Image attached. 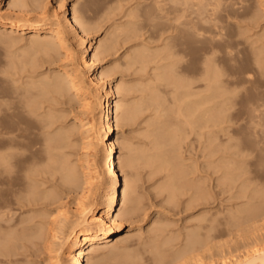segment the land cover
<instances>
[{"label": "bare ground", "instance_id": "1", "mask_svg": "<svg viewBox=\"0 0 264 264\" xmlns=\"http://www.w3.org/2000/svg\"><path fill=\"white\" fill-rule=\"evenodd\" d=\"M9 1H8L9 3L7 2L8 3L7 6L11 10H9L8 12H4V9L1 5L4 2V0H0V28L1 27L4 28V29H2V28L0 29V33H2V34H0V37L3 36V34H5V32H7V31L1 32V30H5V29H9V31H11V32L21 31V33H30L33 36L30 37V40H29L30 43H28V44L30 45L29 47L33 49L32 51L35 50V53L38 52L39 55L42 56L41 58H44V60L46 59L48 62L49 61L53 62V60H55V61L58 60L61 63L63 62L64 65H63V68L61 69L62 71L57 70V72H55V73L53 71V72L46 74V76L44 78L45 80H40V79L36 80L38 82H35V81L32 82L33 80H31L30 86L27 85L29 88H27V86L26 87L24 86L23 89L20 88L22 86H20V87L18 86V88H14V86H13L14 89L13 88H9V89L7 88L8 92H10V93L12 91H13L12 93L17 91L18 93L20 92L19 94H21V91L24 90V92H22V94H24V96H21V97H19L20 95L17 93H14L15 94V95L13 94L14 96L11 93V97H16V94L18 95L17 96L18 102L14 98L12 99V100H15L17 102V105L15 104V107L11 106L14 103H12L10 105V101H8L9 99L11 100V98H8L10 96V93L8 96L7 92L3 91V92H6L5 94H3V95H7L6 99L8 98V100H6V99H4L5 97H3L1 95L3 93L1 90L0 97L2 96L3 100L0 101V113L2 111L3 114L6 113V115L4 114L5 116H8L7 112L11 111L10 109L13 110V108L17 109V107H20L22 110H20L18 108L17 111L20 110L21 112H23L22 114H25L24 112H26L28 114V117L29 116L31 117V114L34 113V115H35L36 112H39L36 110L42 109L40 106L44 103V102L42 103V100H40L42 104L40 106H37V104L40 101H37L36 99L32 100V98H33L32 96L38 95V97H36V98L40 97V99H44V101L48 102L49 98L51 100H53V98H52L53 94H55V96L60 95L62 97L61 94H64L65 91H67V93H65L67 95L74 94V95H76V97L79 96L80 99L83 100V102H82L83 107L86 109V111L90 110V112L92 111L91 113H93L94 112L93 110L96 107H98L101 111L98 118L94 117L95 116L94 113L91 114V118L89 121L84 119L83 117H78L76 119V121H78V122H76L77 123L76 125L78 127L77 129L78 130L80 129L81 134L84 135V133H85L88 135V137H90L89 138L90 140L87 142V145L90 147V149L92 151H94L93 157H94L96 168H97V170L100 168H101L100 170H102V168H104L105 169L104 171L107 172L109 179H108V187H107L106 192L102 193V196L100 197L101 199H98V197L97 198L95 197L96 196L95 194L97 192L92 193V190L94 188V184L100 183L99 181L101 179H103L101 177V174H100L102 172H100L96 177H94V178H97V180H99V181H95V180H93V176L91 175V172H89V170L88 171L87 170L81 171L82 173L80 174L81 175L80 176L79 174H77L78 171L76 172V168L69 166L71 164L70 163L68 164V161L66 158H64L65 160H63L62 152L60 150H57V148L60 147V143L58 144V142H60L59 140H61L60 139L61 136L64 137L67 134H69V132L72 131L71 126H69L71 129L68 127L70 130H68L67 134L64 133L65 134L64 135L62 133V135L60 137H59V135L55 136V138L59 137L58 138L59 140L57 138L54 140V138H53L54 134L52 137H50L49 135H47L48 137H45L43 135L45 132H43V134L41 133L42 136L45 138V140H43V138H42V142L40 140H37V141H40L41 144H37L35 142L38 145V146H36L35 143H34V145H33V143L30 145V144H27L26 142H25L26 144H24V142H22L24 139L22 140L20 137L26 133V132L25 133L22 132L24 128L21 129V127H20L18 129H16V131H18L20 129L22 130V131L20 130L22 133L19 131L21 133V135L17 134L16 132H15L16 135H12V134H11L12 136L9 135V133L12 131H15V128L17 127V125H15L13 123L15 120H13L11 122L12 124L15 125V127H13L14 128V130H13V128L11 126H14V125L11 124V126L10 125L8 126L10 128H8L6 126L8 123L5 122V121H8L7 119L10 120L11 117H6L7 119L4 118L5 120L1 119L3 122L6 123V125H4L2 123L0 124V128H4V129H2L3 132H1L2 130H0V134H2V137L0 136V264H20L21 262H19V261L22 258V257H20L21 255H26V254H28V255L32 254L33 255V253H35V252H36V254H39V252H41V251L43 252V250H46V249H50L51 251L54 250L56 253L55 259H54L52 264H63L61 255L66 257L65 261H67V264H92V263H90L92 256H90L88 254L93 252V251L98 250L99 246L104 247V248H106L105 246H108L107 244L113 240L115 235L123 230L122 220L124 218L131 219L130 216H132L134 214V212H136L135 211L136 206H134V205L137 204V202H138L137 196L136 195L133 196V194H132V189L134 186V180H136L134 177L135 174L133 175V172H131L129 167L130 168L132 167L133 162L135 161V157H137L139 154L137 156H135L134 155L135 151H134V153H132L130 155L131 152L128 151L129 155L127 154V156L125 157L124 155H121L123 152L122 151L118 155H116V152H115L116 143L113 140V135L115 133L116 127L121 123H126L129 121V119H128L129 116L127 115L129 113V109L122 107V103H120L121 102L120 98L119 99L113 98V97L117 96V93H119L120 89L117 86V84H113L111 80H106V78L111 75V74L109 75V71L108 70H100L99 71L97 68L98 67V60H99L98 55H99V53L105 54V52L109 49V46L111 45V43H110L111 39L110 40L108 39L110 42L107 40L108 42L103 41V42H100L98 45H95L96 40H94L93 37L92 38H88V37L86 38V35L88 33L92 32L91 30L95 29L96 24L94 23L95 24L94 25L91 22L87 21L88 19H87V17H85V15H84L85 13L79 11L78 8L75 7L76 6L75 4H73L71 7V10H72L71 16L66 14L65 9L63 10V12L62 11L56 12L58 7L59 8L61 6L63 7L65 0H61V1L58 0L59 6L57 7V9L55 10L54 13H53L54 10H52V12H51V14L53 13L52 14L53 16L51 15V17H54V18L51 19V17H49L50 19H48V20H39L38 19L39 16H37L39 14H37L36 16L34 14L33 15L31 14V12H37V10H39V8H37V5H40L39 3H37L35 5V7H33V8H36L37 10L32 11L31 9L28 8L29 7L28 5H30L29 4L30 2L28 3L27 0H9ZM205 1H207V0H205ZM205 1H203V0H153V3L151 5L149 4L150 7L147 6V8H145L146 10H150L151 12L149 13V11H146L144 9L143 13H145V11H146V12H148V14L147 13H146L147 15L143 14V16L144 17L148 16L150 20H153V21H151V24L153 26H155L154 28H156V27L159 28L160 26L162 27L164 24H166L168 22V24L165 25L166 28L164 26L162 31H164V32L169 31L168 33L174 32L175 35L179 34L178 35L179 37H181V35L183 37H189L190 41L184 40V43L188 44V43H191L192 41H193L192 43H194L195 41L197 42L198 40H203L202 38L204 37V33L205 34L207 33V35H209V33L210 34L215 33L216 35H218V34H222L221 32H223V31H221L222 26L220 27L218 25V24H222L221 23L222 21L217 22L218 24L215 21V20L219 19L220 16L218 18L217 13L214 12V11H217L216 9L219 10V7L221 6V5H219L220 0H215V2L218 1V3L214 2L211 10L209 9V5L212 4L211 0H210V2L207 1V3H203ZM31 2H32V0H31ZM35 2H37V1H35ZM35 2H33V3H35ZM223 3H224V1H223ZM220 4H222V1L220 2ZM31 5L34 6L33 4H31ZM31 5H30V8H32ZM40 6H42V4ZM44 7H45V5H43V8L40 7L42 9V10L40 9V13H41V11H43ZM256 7H257V5H256ZM258 8L257 9L262 12L261 15H263V18H264V5H259ZM33 10H35V9H33ZM163 11H164V13H161ZM230 12L231 11H229V13L227 15H229ZM236 12L238 13L237 10H236ZM82 13H83V15H82ZM215 13H216V15H215ZM232 13H231V15H232ZM162 14H166V15H164L165 16L164 19L166 18L165 21H167V20L168 21L167 22L164 21L165 23L163 21L158 22L155 20L158 18H159V20H162V19H160V16H161V18L163 16ZM235 15H236V13H235ZM233 17L237 18V15L233 16ZM146 20H147V18H146ZM147 21H149V20H147ZM159 23L160 24L164 23V24L160 25ZM206 23H210V25L209 24L207 25ZM90 24H92L93 26ZM254 24H256V22ZM118 26H120V25L118 24ZM120 27H118L119 31L122 30V28L120 29ZM158 28H156V29L158 30ZM217 28L219 29V31H217ZM95 30H97V28ZM242 31H241V33H242ZM175 32H177V33H175ZM67 33H69V35ZM41 34H42V36H41ZM171 34H169L168 37L171 40L172 39L175 40V37H177V36H173L174 34L173 35H171ZM260 34L259 35L261 36V38L259 37V40H261V39L264 40V31L262 33L260 32ZM170 35L173 36L174 38L170 37ZM207 35H205V37ZM257 35H258V33H257ZM209 36H212V35H209ZM213 37L214 36H212L211 38L209 37L210 40H212ZM2 38L4 39V37H2ZM174 40H172V41H174ZM181 40H182V38L179 41H181ZM263 40H261L262 44L264 43ZM4 41H5V39H4ZM261 41H259V42L261 43ZM6 42H8V41L6 40ZM174 42H172V43L174 44ZM259 42H257L256 44H259ZM82 44L84 45L83 48L78 49L77 47H79V45H82ZM182 44H183V42H182ZM215 44H216V42L213 43L212 45L210 44L211 48ZM219 44H218V47L220 46ZM184 45L182 46L180 44V46H179V43H178V46H179V48H181L182 52H183V49L185 50ZM263 45L262 46L259 45V47L263 48ZM169 46H171V45L169 44ZM175 46L176 45L174 44V46L171 48L173 50V53H174V51L175 52L180 51V50L177 51L178 48L174 50L173 48ZM215 46H216L215 48H217V44ZM220 47L223 48L222 46H220ZM259 47H257V48H259ZM30 48H29V50H30ZM97 48L100 51L97 50L98 51L97 52L96 51ZM209 48H210V46H209ZM215 48L212 50L214 51ZM255 48H254V51H255ZM139 49H141V50H139ZM139 49H136L135 52L133 51L134 53L132 52L133 55L131 56L130 61L133 62V64H134V62L137 63L138 61L139 62L142 61V63H143L144 57L146 58L148 54L150 55V53L147 54L145 52L147 50H148L147 52H150L148 48H147V50H145L144 48H139ZM142 49L144 50L143 52H145L146 56L143 54ZM218 49L219 48H217L216 50H218ZM26 51H28V49ZM215 51L214 52L208 51V54H209V52H211L210 53V56H211V54L213 55L214 53H216ZM225 51L227 52V50H225ZM262 51H264V50L261 49V52ZM258 52L259 51L254 52V55L259 54ZM166 54L168 55L169 53L167 52ZM166 54H164L165 56L161 57V58L165 59V57L167 56ZM174 54L176 55L177 53H174ZM178 54H179V52H178ZM173 55H170L171 58H169V60H168L169 62H166L169 64L167 67H165L167 65L166 63H165L166 65L165 64L159 65L160 66L159 67L160 72L158 71L157 73L159 76L158 79H160V78L164 79L163 80L164 82H167L169 84V86L171 85L170 87L172 90L175 88L174 91L171 90L173 92L172 93L173 97H172V95H171V97L173 98V100H175V103H176V104L173 103L174 105H176V112L175 113H177V116L182 115V119L184 117L185 123L187 122L188 124H192L195 122V123H198L200 126L199 125H197V126L201 127L202 129L204 126H206V127L211 126V128L216 129V130H214V129L212 130L210 128L211 129L210 130V129H208L209 127H207L208 132L210 130L212 133L209 132L208 134H206L204 132L206 135L203 133L202 130H200L205 135V137L207 135L210 136L209 134H211L210 137L212 139V136H213L212 134H216V136H217L220 132H222L220 134L225 135L224 136L225 138L227 137V142L223 143L220 140L218 143L215 142L214 144H216V147L219 149V151L223 150L224 152H226L227 154L230 155V156H228L227 159H229L230 160L229 163H231L233 165L232 168H233L234 173L231 171V173H232V175H231L230 171H229L230 169L228 167H226V165H224L226 162L225 159H224V161H225L224 164H222L220 162V160L221 161L223 160V159H221L223 153H221L220 158L218 157V159L215 160V164L217 161H219L222 166L224 165L223 167L228 168V170L224 169V168H223V170L228 171L227 176L229 173L230 176H228V177L230 179L222 172L224 174V176H226L225 178L226 179L228 178V180H226V181L232 182V181H229V180H231V177L234 176V178H236V177H239L242 175H244V180H246V178L249 177L246 174L248 173V170H250V169H248V168H250L249 167L250 162H251V164L253 163L252 159H254L253 155H255V154L252 153V155H251L252 159L251 160H250L251 157H249V156L251 154V151L255 148L253 147L252 150L249 149L247 143L250 144L251 141H250V143L247 142L248 140L246 139V137L248 135L243 136L247 141L245 139H243V137L240 135L243 132V130H242V132L240 131L242 129L241 126H243V124L240 126V124L238 123L239 118H241V117H239L240 111L238 112V108L236 107V105H237L238 97L240 96L243 99L242 96L245 94H243V95L241 94L242 95L241 96L239 94L243 93V92L239 91L240 89L237 90L238 92H235V90H233L231 87V86L236 85V84L238 85L239 80H236L233 78L237 82L232 81L233 80L231 78L232 76L229 79V75H232L231 74L232 71L229 72L228 69H227V72L224 70L226 72L225 73L226 75L228 73L227 77H225L226 75H224V73L220 72L222 69L219 71L215 67V66H217V64H219L218 58L215 59L216 56H212V57L207 56L206 59L204 58L205 61L203 60L204 65H205L204 68H203V66H201L202 70L197 69V70H200V72L198 71L200 74L198 72H197V74L201 75V78H200V76H198L196 74L198 79L200 78L199 81L202 80L201 83H203V81H204L205 85L200 83L204 87H200L199 91L197 90V88H198L197 86H196L197 87L196 89H195V87H193L195 89V91L197 90V92H194L193 91L194 89L192 90V86H193L194 82L195 81L198 82V80L195 79V81H192V79H189V78H191V77L193 78L195 71L193 72L194 74H192L193 76L190 75V77H189V75H188L189 69L186 72H184L183 71L184 68H182L183 74L186 75V73L188 72L187 78H184V77L182 78L181 77L182 73L179 75L178 69H175V64L177 62L181 61V59L175 60V58H173ZM214 55H216V54H214ZM258 58H256L255 60H257ZM259 59H261V57ZM146 60H147V58L144 60V62ZM170 60H171V62H170ZM223 60H225V58H223ZM11 61H10V63L13 62V61L12 62ZM219 61H221V58ZM263 61L264 60H261V61L259 60L260 63H258V64L260 67H262V65L264 64ZM183 62L181 63V66L185 65ZM261 62H263V64ZM17 63H15V64H17ZM225 63L228 64L227 62H225ZM127 64H130V63H127ZM178 64H180V63H178ZM178 64H176V67ZM230 64H229V70H230ZM163 65H164V67H162V70H161V66H163ZM218 66H217V68H218ZM178 68H181V67H179V65H178ZM222 68H223V66H222ZM226 68H228V67H226ZM232 68H233V66H232ZM81 69L86 71V73L88 75L89 87L91 88V90H89V92L90 91L93 92L92 94H93V97L95 99L94 105H92L91 102H89V99H87V97H86L87 96L86 94L88 91L86 92L84 90L85 87H83L84 86L83 80L81 79V76H80ZM261 69H262V73H263L264 72L263 71L264 65H263V68H261ZM176 70H177L176 74L178 75L177 77L175 74ZM157 73H155L154 76H157ZM237 74H238V72H237ZM196 75H195V78H196ZM223 75H224V78H221ZM248 77H250V76H248ZM239 78H243V77L240 76ZM11 79H13V78H11ZM244 79H246L245 82L249 81V79H247V77H245V75H244ZM14 80H15V78L12 81H14ZM193 80H194V78H193ZM153 81H154V79H153ZM27 82H29V81H27ZM192 82H193V84H192ZM241 82H242V80H241ZM167 83H165V84H167ZM25 84H27V83H25ZM191 84H192V86H191ZM240 84H242V83H240ZM150 86L152 87V85H150ZM150 86H148V83H147V85L145 83L144 84L145 88L144 87L143 88H144V90L146 88L151 89ZM172 86H174V88ZM31 87H33L34 89ZM10 89L11 90L13 89V90L11 91ZM18 89H20V90L18 91ZM25 89H27V90L30 89V92L33 90L32 92L34 94L32 95V93H30L29 91L28 92L25 91ZM150 89H148V90H150ZM152 89H154V88H152ZM34 90L37 92L35 93ZM243 90L244 89H242V91ZM248 90H250V87ZM156 91L155 92H154V90L148 91V93L143 95V97H142V99H140V101L143 100V101H141L143 103H144V101H146V102L152 104L151 106H153V104H156L155 106H157V107L162 106V103L164 101L161 98H159L161 100H158V97L156 94L158 92H156ZM245 92L246 91H244V93ZM28 94H29V96H25ZM259 95H261V94H259ZM58 96H56V97H58ZM262 96H260V97L257 96L258 98L254 99L255 100L254 103L252 102L253 105H252V103L249 104L246 100V102L249 104V106L252 105V107L249 109V111L247 113L245 112L247 115L246 114L245 115L243 114L244 116L240 115L243 117L247 116L245 119L248 118L247 122H248L249 128L250 127L252 128V129L250 128L252 131L254 128L257 127L256 125L259 123V122L257 123V121H254V119H253L254 112H257L258 110L264 108V98H261ZM46 98L48 101L45 100ZM241 98H239V99H241ZM51 100H50V102H51ZM55 100H53L52 102H55ZM160 101H163V102L160 103ZM146 102H145V105H146ZM239 102H240V100H239ZM95 104H96V106H95ZM173 104H172V107H173ZM163 105H164V103H163ZM168 105H170V104H167L166 106H162V109L160 107L158 108L159 110L156 109V111H155L156 114H158V112L160 113L161 110L164 111L163 114H165V116H168L169 114H171L172 112L169 113V111H171L170 110L171 106H168ZM249 106H246V107L249 108ZM244 107L245 106H243V108ZM36 108H39V109H36ZM244 110L246 111V108ZM13 111H15V110H13ZM15 112L13 114H15ZM21 112L20 113L17 112V113L21 114ZM42 112L40 111L41 114H45L47 112V114H45V116L47 117V119L51 118L48 120L50 122V120H52V118H53L52 115L54 112L53 113L51 112L52 114H50V111L48 113V110H46L45 113H42ZM196 112L198 113L197 115H195ZM17 113L15 114L16 116H17ZM27 114H25V116ZM160 114L162 115V113H160ZM160 114L156 115V116H158L156 118L157 120H154V121H152V123H150L151 125H153V128L151 129L150 134H152L154 136V139H152L153 142H151V143H153V145L151 147L155 148V152L151 153L152 155H150V156H148L149 155L148 154L147 155L148 157L146 159L144 157V159L147 160L148 163H150V164L153 162L155 166H156V162H157L156 167H158L159 170L161 169V171H162V168H164L168 171V173L166 171V174H168V179L166 180V182L164 184V187L166 188V189L165 188L164 189L169 191V194L171 195L172 198L173 197L176 198L179 194H181L179 192H183L184 190H187V189L188 190L193 189L194 193L190 192L193 195V198H192V195L190 194L191 199H193V201L195 199L198 200V198L202 199L203 193L201 194L198 190L203 189L201 187L206 184L204 182L205 178L203 181H200V177H196L198 179V181L204 182V184L202 183L203 184L202 185L201 183H199L197 181V184H200L201 186L197 185L198 187H200V189H196V183L194 182V179L196 180V178L194 177V179H192L193 175L191 178L189 177L190 176L189 174L199 166L198 163L195 164V162H194L195 165H198L194 169L195 165L192 164V166H193L192 167L191 165H188V163L184 164L185 162L183 163V161H184L183 157L180 156L182 158V159H180V157H179L180 153L179 154L177 153V151H178L177 146L180 147L179 146L180 144H178V142H177V137L180 134V132L182 131V127H183V131H184V126H181L180 124H176V126H175L176 129L174 128L172 130V128H171L169 130L170 127L169 128L167 127L169 125V124H167L168 120L166 122L165 119H167V118L170 119V117L172 118V116L164 118V120H163V117H165V116H162V117H160L162 120L161 119L159 120V116H161ZM174 114H173V117H174ZM34 115H32V116L34 117ZM35 116H40V115L37 114ZM156 116L154 115V117H156ZM42 117H44V115ZM42 117H40V120H42L41 126L44 127V124L47 122V120H44L46 117H44V118H42ZM34 118L37 119L39 117H34ZM180 119H181V116H179L178 121L182 120V119L181 120ZM258 119H260V118H258ZM241 120L243 121L242 118H241ZM44 121H45V123H42ZM56 121L57 120L55 119V122ZM242 121H241V123H245ZM37 122H39V119H37ZM53 122H54V120H53ZM182 122H183V120H182ZM34 123H35V120H34ZM50 123H51V125H53L52 122H50ZM168 123H170V122H168ZM185 123L183 122V124H185ZM37 124H39V123H37ZM46 124H48V122ZM188 124H187V126H188ZM260 124H261V122H260ZM148 125H149V123H148ZM41 126H40V129L42 131L43 127L41 128ZM192 126H193V124H192ZM197 126H195V129L198 128ZM259 126H261V125H259ZM49 127H47V125H46L45 128H49ZM81 127L82 128L85 127V128H83L84 130ZM206 127L203 130H205ZM243 127L245 128V126H243ZM37 128H39V127H37ZM68 128H66V130ZM246 129L247 128H245V130ZM64 130H63V132H64ZM247 131H245L244 133H246ZM89 132H91V133H89ZM198 132H199V128H198ZM254 132H255V130H254ZM183 133H185V132H183ZM250 133H252V132H249V134ZM255 133H257V132H255ZM255 133H252L253 138L255 137V135H254ZM146 134L148 135L149 133H146ZM185 134H183V135H185ZM257 134H259V133H257ZM216 136H214V138H216ZM66 137H69V136H66ZM66 137H64L61 140V142H63V144L65 142L64 140ZM205 137L203 139L206 142L205 141H203V142L204 143H207V142L210 143V141H211L210 138H209V140H210L209 141L207 139V137L206 138ZM224 137H222V138H224ZM252 137H250V138H252ZM262 137H264V136H262ZM18 138H20L21 141ZM23 138H24V136H23ZM258 139H260V138H257L254 141H257ZM56 140H57V142H56ZM43 141H45V143ZM216 141H218V140H216ZM260 141H262V140H260ZM121 142H124V141L119 142L120 151L122 149H124L125 147H128L127 143L125 144V142L124 143H121ZM209 143L204 144V146L206 147V148H204L205 150L206 149L208 150L209 148H210L209 150H212L211 148H213L212 147L213 145L211 143H210V145H208ZM258 143L260 144V142H257V143L255 142V144H258ZM63 144H62V146H63ZM165 144L168 147H165L164 146ZM253 144H254V142H253ZM201 145H203V144H201ZM209 146H211V147H209ZM262 146L260 148H258V146L256 147V152H257L256 155L258 156V157L256 156V158H257V160L259 159V161L261 159H264V153H263L264 146L263 147ZM60 148L62 149L63 147H60ZM217 148H216V150H218ZM257 148H258V150H257ZM55 149H56V151H55ZM135 149L136 148H134V150ZM204 149H202V150L204 151ZM207 150H206V152L204 151L206 153V155H208ZM209 150H208V152H210ZM246 150L247 151L249 150L248 151L249 153L246 152ZM59 151L61 152L60 154L58 153ZM137 152H138V150H137ZM213 152L216 154L218 153V151H215V150H213ZM140 153H142V151ZM60 155H61V157H60ZM206 155H205V157H206ZM219 155H220V152H219ZM223 156L225 157V155H223ZM140 157L142 159V156H140ZM140 157H137V158H140ZM82 158H84V157H82ZM213 159H215V158H213ZM254 161H256V159H254ZM145 163L148 164L147 162H145ZM248 164H249V166L247 168L246 166ZM256 164L262 165L259 162ZM209 165L212 166L213 164L208 163V165H206V167ZM190 166L194 170H191ZM213 166L216 167L215 165H213ZM213 166H212V168H213ZM219 166H217V167L219 168ZM86 167L90 168V164L88 163ZM71 168H73L74 170H71ZM208 168L209 167H207V169ZM80 169H79V171H80ZM201 169H203V168H201ZM201 169H198V170H201ZM59 170L61 171V174H59L60 173V172H58ZM100 170H98V172ZM198 170H195V171L197 172ZM54 172L58 173L59 177L62 179V180L60 178H59L60 180L58 179V181H61L60 183L59 182L58 183L52 182L54 180L50 181L49 179L53 175L50 176V175L45 174V173L53 174ZM210 175H209V177H211ZM78 176L81 177V179H80L81 184H80V181L78 179ZM224 176L222 175V178H224ZM254 176H255V174H254ZM242 177H240V180L243 179ZM220 179H221V176H220ZM232 180H233V178H232ZM236 181H237V179H236ZM253 181H255V179ZM253 181L250 183L254 184L255 182L253 183ZM47 182L54 183L57 186H55L54 190L53 189L49 190L50 188H47V187H46L47 189L42 188L43 184H45V183L48 184ZM221 182H222V180H221ZM221 182H219V183H221ZM219 183L217 184L218 186L221 185V184L219 185ZM246 183H247V180H246ZM226 184H228V183H226ZM257 184H258V182H257ZM222 185H225V184H222ZM229 185H230L229 187H231L233 184H229ZM246 185L250 186L248 184H246ZM256 185H254V186L252 185L255 188H253L251 186L252 190L250 189L251 193H250L249 197L251 199H258L260 202V200L264 198V191L261 190V187H260V189L256 188ZM236 186H238V185H236V183H235L234 188H236ZM259 186H261V185L259 184ZM43 187H45V185ZM50 187H53V186H50ZM262 189H264L263 186H262ZM204 190H207V189H203V192H204ZM236 190H237V188H236ZM207 192L209 193V190H207ZM3 193H4V195L6 194L5 198H7L6 197L7 195H9V198H7L8 200H6L2 197ZM236 193H238V192H236ZM239 193L241 195L242 192H239ZM176 194H178V195H176ZM185 195H186V192H185ZM240 195H237V197L238 196L241 197ZM66 197H69V198L72 197V198H74V200H76L75 209L77 210V214L74 213L76 218H75V216H74V218L72 216L73 219H70L71 215L68 214L69 211L68 212L66 210L62 211L60 209V207H62L63 205L66 204L65 200L63 201V199ZM206 197H204V198H206ZM242 197L244 198V196H242ZM246 197H248V196H246ZM135 198L137 200H135ZM251 199H249V200L251 201ZM200 201H194L193 203L192 202H190V203H192L193 205L194 204L196 205V203H199ZM133 202L134 203L136 202V203L134 204ZM246 202H248V201H246ZM252 202L253 201H251V203ZM263 202H264V200H263ZM248 203L249 204H245V208L243 207L244 210L251 211L249 213L254 212L256 207H257V206L255 207V205H257V204H250V202H248ZM54 204H55V206H54ZM66 205H68V204H66ZM13 206L14 207L16 206L18 208L17 210L21 211V214L23 212H25V213L30 212V214L26 213L27 215L24 214L21 216H20V214L16 215V213H18V212H15V213L13 212V210L16 209ZM43 207H45L47 214H44L45 212H43V211H42L43 214L40 213L41 211L40 212L37 211V210H39L38 208L43 209ZM45 209H43V210H45ZM257 210L258 209H256V211ZM31 211H32V213H31ZM238 211L241 212V209ZM229 212H231V211H229ZM236 213H237V211H236ZM249 213L246 212L247 215H251ZM200 217L202 218L201 215H200ZM252 217H254V213H252ZM215 218H214V220H215ZM205 219H206V216H205ZM210 220H213V219H210ZM211 223L212 222H210V226H212ZM199 225H198L199 228L202 227ZM155 226H156V224H154V227ZM205 226H207V225H205ZM199 228H198V230H199ZM151 229H153V227ZM200 230H199V234L197 232V235H200L202 233V231L200 233ZM153 231H154V229L152 230V232ZM159 231H162V228L156 226L154 232L157 233ZM164 231H165V229H164ZM162 233H164V232H161L160 234H162ZM189 234H192V233H189ZM195 235L196 234H194V236ZM202 235L203 234H201V236ZM154 236H155V234H154ZM157 236H159V235H157ZM187 236L190 237V235H187ZM55 238L61 239L59 242V246L56 249H55V245H57V244H55V240H56ZM155 238H157V237L155 236ZM155 238L153 240H155ZM160 239H162V238H159L158 241H161ZM153 240L151 241L152 243L150 242L152 245H150L149 250H148L152 253V255L148 257V260L151 264H171L180 258V256H178V253H179L177 251L178 249L175 250L178 253H177V256L174 257V255H176V252H173L175 254H173V253L169 254L170 251L167 252L168 250L164 249V247L166 245H164V247H163L161 242H158V241L156 242L157 239L155 240V243L153 242ZM162 240L164 241V239H162ZM185 241H187V240H185ZM191 241L192 240H190V242ZM164 242H166V241H164ZM164 242H163V244H164ZM188 244H189V240H188ZM191 244L193 245V243H191ZM197 245L198 244H196L194 246H197ZM200 245H199V248H200ZM203 245H206V244H203ZM185 247H187V246L185 245ZM187 248H190V247H187ZM197 248H198V246H197ZM199 248L197 249L198 251H199ZM167 249H169V248H167ZM193 249H194V247H193ZM201 249L202 248H200V250ZM50 250H48V251L50 252ZM182 251H184V250H182ZM186 251H187V249H186ZM192 251L193 250H191V252ZM117 252H119V250H114L113 252L111 251V255L113 257L112 256H110V257L116 258L114 256H117L120 253L126 254L123 251L120 253H117ZM185 252H183L182 254H184ZM194 253H195L194 254L195 258H196V255H197L196 251ZM186 254H189V252L187 251ZM200 254H198L196 260L199 259ZM28 255L26 256V258L28 257ZM127 256H128V254L126 255V257ZM184 256H186V255L184 254ZM191 256L193 258V254H191ZM192 258L190 259V260H192L191 264L193 263ZM23 259H24V257H23ZM235 259L236 258H234V260H232L230 262H226V261H224V258H222L221 262L219 260V262H220L219 264H264V244H262V245L257 244V246L255 245V246L251 247L249 252L244 254L243 257H241V259H239V258L236 260ZM51 260H53V259H51ZM181 260H182V258H181ZM183 260H184V258H183ZM202 260L200 257L199 261L201 262ZM187 261L190 264V261L188 259H187ZM149 262L147 264H149ZM200 262H199V264L202 263V262L201 263ZM211 262H213V261L211 260ZM176 263H177V261L175 262V264ZM195 263H193V264H195ZM205 263L209 264V261H208V263L207 262H205ZM112 264H113V262H112ZM180 264H182V261L180 262ZM210 264H213V263H210Z\"/></svg>", "mask_w": 264, "mask_h": 264}, {"label": "rangeland", "instance_id": "2", "mask_svg": "<svg viewBox=\"0 0 264 264\" xmlns=\"http://www.w3.org/2000/svg\"><path fill=\"white\" fill-rule=\"evenodd\" d=\"M8 1L9 0H4V2L1 4L3 9H4V12H8L9 10H11L7 6L8 3L10 2V1L9 2ZM27 1H28V3L30 2L29 3L30 5L31 4L34 5V6L31 5L32 8L35 7V5L37 3H39L40 5L42 4V6L37 5V8H39V10H37L36 8H33V9H35V10H33L32 8H30V5H28L29 6L28 8L31 9L32 11L37 10V12H31V14L32 15L34 14L35 16L37 14H39V15H37V16H39L38 17L39 20L50 19L49 17H51V15L55 12L57 7L59 6L58 0H35L37 2H35L34 0H32V2H31V0H27ZM59 1H61V0H59ZM203 1H205V0H203ZM207 1L210 2V0H207ZM207 1H205L203 3H207ZM212 1L213 0H211L212 4H210V5L208 4L210 10H211L212 5L214 4L215 0L213 2ZM221 1H222V4H220ZM223 1H224V3H223ZM33 2H35V3H33ZM220 2H219V5H221L220 6L221 8L219 7V10L216 9L217 11H214V12L217 13L218 18H219V16H220V18L222 17L221 18L222 20L220 18L217 19L218 21L215 20L216 23L219 21L220 22L222 21L221 22L222 24L217 23L220 27L222 26L223 30L221 29V31H223V32L220 31L222 34L216 35L215 33L214 34L209 33V35L214 36L212 38V40H210V38L212 36H209V35H207V33L206 34L204 33V37L202 38L203 40H198L197 42L195 41L194 43H192L193 42L192 41L191 43H188V44L184 43V40H183L184 37L182 35H181V37H179L178 36L179 34L175 35L174 32H171L172 33L171 34V33H168L169 31L168 32L162 31L164 26L168 24V22H167L168 20L165 21L166 18L164 19V17H165L164 15H166V14H162L163 15L162 18L160 16V19H162V20H159V18L155 19L158 22L159 21L160 22H162V21L167 22L166 24H164L165 22L161 23V24H164L162 27L160 26L161 24L159 23L160 27L159 28L156 27V28H158V30L156 28H154L155 26H153L151 24V21H153V20H150L148 16H145V17L143 16V14H146V13L148 14V12H146V11H149V13L151 12L150 10H146L145 8H147V6L150 7L149 4L151 5L153 3V0H65L63 7L62 6L60 8L58 7V9L56 11V12H60V11L63 12V10L65 9L66 14L71 16L72 15L71 7L73 4H75L76 5L75 7H77L79 11L85 13L84 15H85V17H87V19H88L87 21L91 22L92 24H94V23L96 24L95 29L97 28V30H95V29H93L94 31L91 30L92 32L88 33L86 35V38L87 37L88 38L93 37V39L96 40L95 45H98L100 42H103V41L106 42L108 39L109 40L111 39V42L108 40L111 43V45L109 46V49L105 52V54L99 53V55H98L99 60H98V67L97 68L99 71L100 70H108L109 71V75L110 74L111 75L108 76L106 78V80H111L112 83L117 84V86L120 89L119 93H117V96L113 97V98L114 99L120 98V100H121L120 103H122V107L129 109V113L127 114L129 116L128 117L129 121L126 123L119 124L116 127L115 133L113 135V140L116 143L115 152H116V155H118L120 152L123 151L121 155H124L126 157L129 152H131L130 153V155H131L135 151V154H134L135 156H137L138 154L139 155L137 157L142 156V159H141V157L140 158L135 157V161L133 162L132 167L131 168L129 167L131 172H133V175L135 174L134 177L136 179V180H134V186L132 189L133 196L136 195L137 199H138L137 200L135 198V200L138 201L137 202L138 205L135 204L136 202L135 203L133 202L135 204V205L134 204L133 205L136 206V209H135L136 212H134V214L132 216H130L131 219L124 218L122 220L123 230L115 235L113 240L107 244L108 246H105L106 248L99 246L98 250L93 251V252L88 254V255L92 256L91 257L92 261L90 260V263H92V264H95V263L96 264H109V263L112 264V262H113V264H123V263L124 264H147L149 262L148 257L152 255V253L148 250H149L150 245H152L151 241L155 238V236L157 237V238H155V240L157 239L156 242L158 241L159 238H162V239H164V241H166V242H164L162 239H160L161 241H158V242H161L163 247H164V245L167 246V247L165 246L166 248L164 247V249L168 250L167 252L170 251L169 254L176 252V255H174V257H176L177 253L179 252L178 256H180V258L178 260H176L177 261L176 264H178V263L180 264L181 261H182V264L183 263L189 264L187 259L190 261V264H191V261H192V260H190L192 258L191 254H193V258H192L193 263H195L197 261L195 264H199L200 257H201V260L203 259L201 261L202 263L200 262L201 264H204L205 262L208 263V261H209V264L210 263L219 264L222 261V258H224V261L230 262V261L234 260V258L241 259V257H243L244 254L249 252L251 247H253L255 245L257 246V244H259V245L264 244V202H263L264 198L261 199L262 201L260 200V202H259L258 199H251L249 197V195L251 193L250 189L252 190V187L254 185H256L257 182H258L257 185L259 186V184H260L261 186L258 187L256 185V188L260 189V187H261V190L264 191V189H262V186L264 188V164L261 163V160H264V159H261L259 161V159L257 160V158H256V156H257L256 155V153H257L256 147L258 146V148H260L264 144L263 143L264 137H262V136H264V127H263L264 126V115H263L264 114V111H263L264 108L262 107L263 109H260L261 111L258 110L257 112H254L253 119H254V121H257V123L258 122L259 123L256 125L257 127L255 126L256 128H254L253 131L251 130L252 129L251 127H250L251 129L249 128V125L247 122L248 118L245 119L247 116L243 117L249 111V109L252 107V105L255 101L254 99H257L258 97H260L262 95L264 96V72L262 73V69H261V68H263V65H264L263 62L264 61L261 62L263 64L262 67H260L258 64V63H260L259 60L260 61L264 60V51L261 52V49L264 50V45H263L264 43L262 44V41H261L263 39L259 40V37L261 38L260 32L262 33L264 31V18H263V15H261L262 12L260 10H258L259 5H264V0H220ZM215 3H218V1ZM43 5H45V7L43 9L44 12L41 11V13L43 12L44 14L43 13L41 14L40 9L43 8ZM256 5H257V7H256ZM144 9L146 10L145 13H143ZM52 10H54V11L51 14ZM236 10L238 11V13L236 12ZM229 11H231V12L229 15H227L229 13ZM83 13H82V15H83ZM161 13H164V11ZM216 13H215V15H216ZM231 13H232V15H231ZM235 13L237 15V18L233 17V16H236ZM52 18H54V17H51V19ZM146 18L149 21H147ZM255 22L257 25L254 24ZM92 24H90V25H92ZM118 24L121 27L118 26ZM206 24L210 25V23H206ZM118 27H120V29L122 28V30L119 31ZM165 28H166V26H165ZM2 29H4V28H2ZM2 31H7V32H5V34H3V36L0 37V93H1V90H2V92L6 91L7 95L9 96V93H10V92H8L9 88H13V86H14V88H18V86L19 87L22 86L20 88L23 89L24 86L25 87L27 85L30 86L31 80H33L32 82H34V81L38 82L36 80H39V79L45 80L44 78H45L46 74L53 72V71L55 73V72H57V70H61L63 68V65H64L63 62L61 63L58 60L57 61L53 60V62L52 61L48 62L46 59H45L46 60L45 61L44 58H41L42 56H40L37 51H36L37 53H35V50L32 51L33 49L30 48L29 47L30 45L28 44V43H30L29 42L30 37L33 36L32 34L21 33V31L11 32V31H9V29L1 30V32ZM217 31H219L218 28H217ZM241 31H242V33H241ZM175 33H177V32H175ZM257 33H258V35H257ZM0 34H2V33H0ZM67 34L69 35V33H67ZM169 34H171V35L174 34L173 36H177V37H175V40L172 39L175 42L172 41L168 37ZM171 35H170V37L174 38ZM205 35H207V36L205 37ZM41 36H42V34H41ZM2 37H4L5 41ZM178 37L180 39L182 38L183 41L182 40L179 41L180 39L178 40L177 39ZM6 40L8 42H6ZM171 41L174 42V44L176 45L173 49L175 50L178 48L177 51L178 50L181 51V48H179L180 44L182 46L185 44L184 45L185 50L183 49L184 47L182 48L184 53L182 51L181 52L178 51L179 52V54H178V52L174 51V53H177L175 55L173 53V50L171 49L174 46V44ZM259 41H261V43ZM182 42H183V44H182ZM215 42L217 44V48H219L218 50H216L217 48H215L216 44L213 45L214 47L212 46V48H211V45ZM257 42H259V44H256ZM263 42H264V40H263ZM178 43H179V46H178ZM169 44L171 46H169ZM218 44L220 46H222L223 48H221L220 46L218 47ZM259 45L260 46L263 45V48L259 47ZM83 46L84 45L82 44V45H79V47H77V48L82 49ZM209 46L211 49L209 48ZM257 47H259V48H257ZM29 48H30V50H29ZM139 48H144L145 50H147V48H148L150 52H147L148 50L145 52L147 54L150 53V55L149 54L147 55V57H146L147 60L145 62H144V60L146 58L144 57L143 63H142V61L141 62L138 61L137 63L134 62V64H133V62L130 61L131 56L133 55L135 50L139 49ZM214 48L216 50V51L214 50L216 52L214 54H216V55L211 54V56H210V53L214 52L212 50ZM254 48H255V51H254ZM27 49H28V51H26ZM220 49L227 50V52L224 50V52L227 53V55L225 57H224V55L221 54ZM97 50H98V48L96 49V51ZM139 50H141V49H139ZM98 51H100V50H98ZM143 51L144 50L142 49V52ZM166 51L169 53L168 55L166 54L167 53ZM169 51L170 52L172 51V52L170 53ZM208 51H211V52H209V54H208ZM257 51H259L258 52L259 54H256V55L259 58L261 57V59H259L256 55H254V52H257ZM145 52H143L144 55H145ZM164 54L167 55L165 57V59L161 58V57L165 56ZM170 55H173V58H175V60L181 59V61L176 63V64L180 63L178 65L181 68H178V65L176 67V64H175V69H178L179 75L182 73L181 74L182 78L183 77L187 78L188 72H189V74H188L189 77H190V75L195 73L194 76L192 75L194 80L192 77L189 79H192V81H195V79H196V80H198L199 83L197 81H195L196 83L194 82V84H193V82H192V84H193V86L191 84L192 90L194 89L193 87H195V89L198 87L197 88L198 91H199L200 87H204L203 85H201V84H204V81H203V83H201L202 80L199 81L201 78V75L197 74L198 71L200 72V70H197V69H201V66H203V68H204L205 65H204L203 60H204V58L206 59L207 56L208 57L216 56L215 59L218 58V62L220 64V65L217 64L218 62L216 61L217 66L219 65L218 68H217V66H215L216 69L219 71L222 69L223 71L225 70L226 72L228 69L229 72L232 71L231 72L232 75H229V79L232 76L231 77L232 79L234 78L236 80H239L238 81L239 84L238 85L236 84L237 86L233 85L231 87L233 90H235V92H238L237 90H239V89H240L239 91L243 92V93L239 92L240 93L239 95L245 94L243 96L241 95L243 97V99L238 95L239 97L237 99V105H236V107L238 108V112L240 111L239 117H241L243 119V121H242L241 118H239L238 123L240 124V126L243 124V126H245V128H247L245 130V128L243 126H241L242 129L240 128L241 129L240 131L242 132V130H243V132L240 135L242 137L248 135L246 137V139L248 141L244 137H243V139H245L249 143L251 141V143L250 144L247 143V145H248L250 150H252L254 147L255 149H253V150L255 152L252 150L253 152L251 151V154L249 157H251V155L253 153V154H255V155H253V158L256 159V161H254V159H252V157H251L250 160L252 159L253 163L251 164V162H250V166H249V164L246 166L247 168H248V166L250 167V168H248L250 170H248V169L247 170H248L249 174L251 173L250 175L248 173L246 174L249 177H247L245 175L247 177L246 178L247 183H246V180H244V175H242L243 177L242 176H239L236 178H234V176L231 177V180H229V181H232L233 183L226 181L229 178L228 176H230V174L232 175L231 171L233 172V168H232L233 165L231 163H229L230 160L227 159L228 156H230V155L227 154L226 152H224L223 150L219 151V149L216 147V144H214L215 142L218 143L220 140L223 143L227 142V137L225 138L224 137L225 135L220 134L222 132H220L219 133L220 135L218 134L217 136H216V134H212L213 135L212 139L210 137L211 134H209L210 136L207 135L208 137L206 136L208 140L210 138L211 141L210 140L209 141L213 145L212 147L213 148L215 147L214 149L211 148L212 150H209L210 149L209 148L208 150L210 152H208V150L206 149L207 153H208V155H206V153H205L206 150L204 149L206 147L204 146V144H207L209 142L204 143L203 141H205V140L203 138L209 132L212 133L210 131L211 129L212 130L213 129L216 130V129L211 128V126L210 127L207 126V127H209L208 129L211 128L208 132V129L206 126H204V127L202 126L203 129L206 127V129L203 130L201 127H199L200 125L198 123H195V122L192 123L193 124V126H192V124H188L187 122L185 123V121H184L185 119H184V117L182 119V115H179V116H181V119L183 120V122L186 125L183 124L181 119H180L181 121H178L179 116H177V113H175L176 112V105H174L176 103H175V100H173V98H172L173 97L172 91H174L175 88H174V86H172L174 88L172 90L170 87L171 85L169 86V84L167 82H164L163 81L164 79H162V78L158 79L159 76L157 73L158 71L160 72V70H159L160 66L159 65H162V64H165L166 62H169L168 60H169V58H171ZM220 58H221V61H219ZM223 58H225V60H223ZM256 58H258V59L255 60ZM10 61L12 63H10ZM170 62H171V60H170ZM182 62L185 64L184 66H181ZM225 62H227L228 64H226ZM15 63H17V64H15ZM127 63H130V64H127ZM166 64H165L166 65L165 67H167L169 65L168 63H166ZM229 64H230V70H229ZM221 65L223 66V68ZM231 65L233 66V68ZM162 67H164V65L161 66V70H162ZM226 67H228V68H226ZM182 68H184V70H183L184 72H186L189 69L188 72L186 73V75L183 74ZM222 70L220 72H222V73H224V75H226L225 74L226 72L225 71L223 72ZM237 72L239 75L237 74ZM155 73H157V76H154ZM176 73H177V70H176L175 74ZM196 74L198 76H200L199 79H198ZM195 75H196V78H195ZM224 75L221 78H224ZM227 75H228V73H227ZM227 75L225 77H227ZM244 75H245V77H247V79H249V81H247L248 83L245 82L246 79H244ZM80 76H81V79L83 80V85H84L83 87H85L84 90L86 92L88 91L86 94L87 95L86 97H87V99H89V102H91V104L94 105L95 99H94L93 94H92L93 92L92 91L89 92V90H91V88L89 87V78H88L86 71L81 69ZM177 76L178 75L176 74V77ZM240 76H242L243 78H239ZM248 76H250V77H248ZM11 78H13V79L15 78V80L12 81L13 79H11ZM153 79H154V81H153ZM234 79L232 81L237 82ZM241 80H242V82H241ZM27 81H29V82H27ZM25 83H27V84H25ZM145 83H146V85L148 83V86L152 85V87L150 86L151 89L146 88L147 90L148 89H150L152 91L154 90V92L157 90L156 92H158V93H156V94H157L158 100L162 99L164 101V102L160 101V103H162V102L164 103V105L162 103V106H166L167 104H170L168 106H171L170 107L171 111H169V113L170 112H172V113L169 114L168 116H165V114H163L164 111H162V110H161L162 112L160 111V113H162V115L158 112V114L161 115V116H159V120L161 119L160 117H162V116H165V117H163V120H164V118L172 116V118L170 117L171 120L169 118L165 119L166 122H167V120H168V122H170V123L167 122V124H169V125L171 124L170 126L169 125L167 126L168 128L170 127L169 130L171 128H172V130L174 128L176 129V127H175L176 124H180L181 126H184V131H183V127H182V131L180 132V134L177 137V142H178V144H180L179 145L180 147L177 146V149L179 151V152L177 151V153L178 154L180 153L179 157L180 156L183 157V160H184L183 163L184 162H185L184 164L188 163V165H191V166H192V164L195 165L198 163L199 166L195 165L194 169L197 166L199 168L197 167L195 170L203 168V169L198 170L196 172L194 169H192L193 166L192 167L190 166L191 170H194L195 172L192 171L193 173L191 172L189 174L190 175L189 177L191 178L192 175H193L192 179H194V177L195 178L200 177V181H203L205 178L204 182L206 184L204 186H202L201 188L209 190V193L207 192V190H204L205 193L203 192V189L198 190L201 194L203 193L202 194L203 200L200 198H198V200L195 199L194 201H200L201 200L199 203H196V205L192 204L194 201H193V199H191L192 193H190V192L194 193L193 189H190V190L187 189V190H184L183 192H179L181 194H179V195L176 194L178 196L177 197L175 196L176 198L173 197L174 198L173 199L171 197V195L169 194V191L165 190L166 188L164 187V184H165L166 180L168 179V174H166L167 170L162 168V171H161V169L159 170V168L156 167L157 162H156V166H155L153 162L151 163L152 164L151 165L150 163H148L147 160H145L148 156L152 155L151 153L155 152V148L151 147L153 145V143H151V142H153L152 139H154V136L152 134H150L151 129L153 128V125H151L150 123H152V121H154V120H157L156 118L158 116H156V115H158V114H156V112H155L156 109H158L159 107L162 109V106L157 107V106H155L156 104H153V106H154L153 107V106H151L152 104H150L146 101H144V103L141 102L143 100L140 101V99H142L143 95L148 93V91H150V90L147 91L146 89L144 90V88L146 87V86L144 87ZM165 83H167L168 85ZM240 83H242L243 85ZM28 86H27V88H29ZM248 86L250 87V90H248L249 89ZM31 88H33V87H31ZM152 88H154V89H152ZM195 89L193 91L197 92V90L195 91ZM242 89H244V90L242 91ZM19 90L20 89H18V91ZM35 90H34V92L36 93L37 91H35ZM25 91L30 92V89L29 90L25 89ZM32 91L30 93H32V95H33L34 93ZM244 91H246V92L244 93ZM6 92H3L1 94L3 97H5L4 99H6V97H7V95H3ZM22 92H24V90L21 91V94H22ZM11 93H10V96L8 97V98H11V100L10 99L8 100V98L6 100L10 101V105L12 103H14L11 106L15 107V104L17 105V102H18L17 101L18 100L17 94H19L20 92L19 93L17 91L14 92V93H17L16 97H11ZM14 93H12V95ZM65 93H67V91H65ZM21 94H19L20 95L19 97L24 96V94H22V95ZM64 94H61L62 97L60 95L59 96L56 95V96H58V97H56L55 94H53L52 98H53V100L56 99L55 102H52L53 100H51L50 98H49V101L46 98L45 100L48 101V102H46V101H44V99H40V97L36 98V97H38V95H36V96L34 95V96H32L33 97L32 100L36 99L37 101L42 100V103L44 102L42 104L40 101L37 104V106H40L42 104L40 106L42 109L36 110L39 112H36V114H35V115L39 114L40 116H35L33 113V114H31V117L30 116L28 117V114L26 112H24L25 114H27L25 116V114H22L23 112L20 111L22 109L20 107H17V109L19 108L20 110L17 111V109L13 108V110L16 111L15 112L12 109H10L12 112L8 111L7 112L8 116H5L6 113H4L5 114L4 115L1 111L2 114L0 113V124L2 123L4 125H6L5 122H7L8 124L6 126L8 127L9 125L11 126V124H12L11 122L13 120H15L13 123L15 125H17V127L15 128V131H12L14 134L12 132H10L9 135H11V134L16 135L15 132L17 134L21 135L22 132L23 133L26 132L24 135L22 134L24 136V138H23V136H21L20 138L22 140L24 139L22 141V142H24V144L27 143L30 145L32 143L34 145L35 142L37 144H41L40 141L42 142V138H43V140H45V138L42 136L43 132H45L43 134L45 137H48L47 135L52 137L54 134L53 138L55 140L57 138V137L55 138L56 135H59V137H60L62 135V133L67 134L68 130H70L72 128L71 129L72 131L66 135L69 137L64 136V137H66L64 140L65 141L64 144H63V142H61V140L64 137L61 136L60 137L61 140L58 139L59 137L57 138L60 141V142H58V144L60 143V147H63L62 149L60 147H58L57 150H60L62 152L63 160H65L64 158H66L68 161V164L69 163L71 164L69 166L76 168V172L78 171L79 173L77 172V174H79V175L82 173L81 171H83V170L88 171L89 170V172H91V175L93 176V180L99 181V180H97V178H94V177H96L100 172H102L100 174H101V177L103 179H101L99 181L101 184L100 183L94 184L95 189L93 188V190H92V193L97 192L95 194L96 195L95 197L96 198L98 197V199H101L100 197L102 196V193L106 192L107 187H108V179H109L108 174L106 171H104L105 170L104 168H102V170L104 172L102 170H100L101 168L98 169V170H100L98 172L96 165H95L94 157H93L94 151H92L90 149V147L87 145V142L90 140L89 139L90 137H88V135L85 133H84V135L81 134L80 129L78 130L77 129L78 127L76 125L77 124L76 122H78V121H76V119L78 117H83L84 119L89 121L91 118V114L94 113L95 114L94 117L98 118L101 111L98 107H96L97 109L95 108L93 110L94 111L93 113H91L92 111L90 112L89 109H88L89 111H86V109L83 107V103H82L83 100L80 99L79 96H78L79 97L78 98L74 94H69V95H67V94L64 95ZM259 94H261V95H259ZM171 95H172V97H171ZM2 96L0 97V99L2 98ZM25 96H29V94L25 95ZM263 96L261 98H264ZM13 98L17 102L15 100H12ZM159 98H161V99H159ZM239 98H241L242 100ZM2 100H3V98L0 101H2ZM50 100L52 103L50 102ZM239 100H240V102H239ZM246 100L249 104H251L253 102L252 105L249 106V104L246 102ZM145 102H146V105H145ZM172 104H173V107H172ZM95 106H96V104H95ZM243 106H245V107L243 108ZM246 106H249V108ZM245 108H246V111L244 110ZM36 109H39V108H36ZM46 110H48V113L50 111V114H52L54 112L52 115L53 118H52V120H50V122H52L53 125H51V123L48 121L51 118L47 119V117L45 116V114H47V112L45 113ZM19 111L21 112V114H18V113H20ZM40 111L41 112L43 111L42 113H45V114H41ZM14 112H15V114L18 112L17 116L15 114H13ZM173 114H174V117H173ZM197 114L198 113L196 112L195 115H197ZM32 115H34V117H39V118H37V119H39V122H37V119H35ZM43 115H44V117H46L44 120H47V122L49 124V125L46 124L47 122L45 123V121L42 122V123H45L44 127L41 126L42 120H40V117H42ZM154 115L156 117H154ZM240 115H243V116H240ZM6 117H11L12 119L10 118V120H9ZM44 117H42V118H44ZM4 118L7 119L8 121L3 122L2 120ZM54 118L57 120L56 122H55ZM258 118H260V119H258ZM34 120H35V123H34ZM53 120L55 123L53 122ZM240 120L242 122H245V123H241ZM260 122H261V124H260ZM37 123H39V124H37ZM148 123H149V125H148ZM14 124H12V125H14ZM187 124H188V126H187ZM15 125L11 126V127L13 128V127H15ZM46 125H47V127H49L50 125L51 126L49 128H45ZM197 125H199V126H197ZM259 125H261V126H259ZM40 126H41V128L43 127L42 131L40 129ZM69 126H71V128ZM195 126H197L199 128L200 133L198 132V128L195 129ZM20 127H21V129L24 128L23 131L21 129L20 130L22 132L20 130L16 131V129H18ZM37 127H39V128H37ZM8 128H10V127H8ZM66 128H68V129L66 130ZM83 128H85V127H83ZM2 129H4V128H0V130H2ZM13 130H14V128H13ZM63 130H64V132H63ZM200 130H202L203 133L205 132L206 134L204 133L205 134L204 135ZM254 130H255V132H257L259 134L255 133ZM245 131H247V132L244 133ZM1 132H3V130ZM183 132H185L186 134ZM249 132L255 133L254 134L255 137L253 138L252 137L253 134L252 133L249 134ZM89 133H91V132H89ZM146 133H149V134L147 135ZM183 134H185V135H183ZM0 136L2 137V134H0ZM214 136H216V138H214ZM221 136L224 138H222ZM250 137H252V138H250ZM20 138H18V139H20ZM257 138H260V139H258L257 141H254ZM21 139H20V141H21ZM37 140H40V141H37ZM216 140H218V141H216ZM260 140H262V141H260ZM120 141H124L125 144L126 143L128 144V147H125L126 149L124 148L121 151H120V145H119ZM252 141L254 142V144ZM43 142L45 143V141H43ZM56 142H57V140H56ZM124 142H121V143H124ZM255 142L256 143L260 142V144L259 143L255 144ZM36 143H35V145L38 146ZM210 143L208 145H210ZM62 144H63V146H62ZM201 144H203V145H201ZM164 146L168 147L166 144ZM209 147H211V146H209ZM134 148H136V149L134 150ZM216 148L218 150H216ZM258 148H257V150H258ZM202 149H204L205 152ZM137 150H138V152H137ZM213 150L218 151V153L217 154L214 153ZM55 151H56V149H55ZM60 151L58 152L59 154L61 153ZM141 151H142V153H140ZM248 151L246 150V152H248ZM219 152H220V155H219ZM221 153H223L222 154L223 158L221 157ZM263 153H264V149H263ZM205 155H206V157H205ZM223 155H225V157ZM81 156L84 158H82ZM60 157H61V155H60ZM144 157H145V159H144ZM181 157H180V159H182ZM218 157L219 158L221 157V159H223L222 160L223 162L220 160V162L222 164H224V162L226 161L224 165H226V167H228L230 169L229 170L230 174L228 173V176H227L228 171L223 170V168L227 169V170H228V168L223 167L224 165L222 166L219 161L216 162L217 165L215 164V160L218 159ZM213 158H215V159H213ZM224 159H225V161H224ZM145 162H147L148 164H146ZM194 162H195V164H194ZM258 162L262 165L256 164ZM88 163L90 164V168L86 167ZM208 163L213 164L216 167H214L212 165L213 166V168H212V166L209 165V166H207V167H209L207 169L206 165H208ZM217 166H219V168ZM73 168H71V170H74ZM79 169H80V171H79ZM58 172H60L59 174H61L60 170ZM210 172L211 173L213 172V173L211 174ZM222 172L228 177L227 179L225 178L226 176H224V174ZM167 173H168V171H167ZM45 174L50 175V176L53 175L50 177V179L48 178L49 176L47 177L50 181L54 180V181H52L54 183L55 182L56 183L61 182V181H58V179L60 178L58 173L54 172L53 174H49V173L48 174L45 173ZM208 174L209 175L211 174L210 175L211 177H209ZM254 174L256 177L254 176ZM222 175L224 176L225 179L222 178ZM80 176H78L79 181L81 179ZM220 176H221V179H220ZM240 177H242L243 179L240 180ZM232 178H233V180H232ZM236 179H237V181H236ZM254 179H255V181H253ZM221 180H222V182H221ZM197 181H198L197 178H196V180L194 179V182L196 183V189H200V187H198V186H201V185L197 184ZM200 181H198V182L201 184L202 183L204 184V182H200ZM252 181H253V183L254 182L255 183L254 184L250 183ZM49 182H47L48 184H46V183L43 184V186L45 185V187L42 186V188L47 187V188H50L49 190H51V189L54 190L55 186H57V185L54 183H49ZM219 182H221V183H219ZM218 183H219V185L220 184L221 185L218 186L217 185ZM226 183H228V184H226ZM235 183H236V185H238V186H236L237 190H236V188H234ZM245 183L250 185V186H247ZM80 184H81V181H80ZM222 184H225V185H222ZM229 184H233L234 186L232 185L231 187H229L230 186ZM50 186H53L54 188L50 187ZM253 188H255V187H253ZM185 192H186V195H185ZM236 192H238V193L242 192V193L240 195V193L238 194ZM236 194L240 195L241 197L244 196V198L243 197L241 198L239 196L237 197ZM5 195L3 193L2 197L4 199L8 200L7 198H9V195L6 196L7 198H5ZM246 196H248V197H246ZM204 197H206L207 199ZM71 198L72 197L64 198L63 201L65 200L66 204H68V205H66L64 203L67 207L65 205H63L62 206L63 208L60 207V209L62 211H64V210H66L67 212L69 211L68 214L71 215L70 219H73L75 214H77V210L75 209L76 200H74V198H72V199ZM192 198H193V195H192ZM249 199H251V201H253L254 203L253 202L251 203V201ZM246 201L250 202V204H257V205H255V207L257 206L256 209H258V210L256 211V209H255V211L252 212V213H254V217H252V213H249L251 211L244 210L245 204H249ZM190 202H192V203H190ZM188 203L190 205L192 204L191 205L192 207ZM54 206H55V204H54ZM14 208H16V209L13 210V212L14 213L18 212V213H16V215L20 214V216H21L24 214L27 215L28 213L30 214V212H26L27 214L25 212H23L21 214V211L17 210L18 208L16 206ZM41 208H38L39 210H37V211L38 212L41 211L40 212L41 214H43L42 211L45 212L44 214H47L45 207H43V209H45V210H43ZM239 208L241 209V212L238 211V210H240ZM229 211H231V212H229ZM236 211H237V213H236ZM246 212H248L251 215H247ZM31 213H32V211H31ZM200 215L202 216V218L200 217ZM72 216H73V218H72ZM205 216H206V219H205ZM75 218H76V216H75ZM209 218L213 219V220L215 218V220L213 221V220H210ZM210 222H212L211 223L212 226H210ZM153 223L156 224V226L161 227L162 231H159L157 233L154 232L156 226L154 227ZM198 225L202 226L203 228L202 227L199 228ZM205 225H207V226H205ZM152 227L154 229L153 232H152L153 229H151ZM198 228H199V230L202 228L200 230V233L202 231V233H201V234H203L202 236H201V234L197 235V232L199 234ZM164 229H165V231H164ZM161 232H164V233L160 234ZM189 233H192V234H189ZM193 233L196 234L197 236L195 235L196 236L195 237ZM154 234H155V236H154ZM156 234L159 236H157ZM187 235H190V237ZM55 239H56L55 244H57V245H55V249H56V248H58L59 242L61 239H58V238H55ZM155 240H153L154 243H155ZM185 240H187V241H185ZM188 240H189V244H188ZM190 240H192V241L190 242ZM163 242H164V244H163ZM191 243H193V245ZM195 243L198 244L197 245L198 248H199V245L201 244L200 248H202V249L200 250V248H199V251H198L197 246H194V245H196ZM190 244L194 247L195 250L193 249V247ZM203 244H206V245H203ZM185 245L187 247H190V248L185 247ZM167 248H169V249H167ZM181 249L184 251H182ZM186 249L189 252V254H186L187 253ZM190 249L193 250L192 251L193 253L191 252ZM48 250H50V249L43 250V252L41 251L42 253L39 252V254H36V252H35V253H33V255L32 254L21 255L20 257H22V258L19 262H21L20 264H25V263L26 264H44V263L45 264H47V263L52 264L54 259H55L56 253L54 250H53L54 252L51 250L49 252ZM114 250H119V252H117V253H120L123 251L126 254L120 253L117 255L118 257L114 256L116 258H111L110 257V256H112L111 251L113 252ZM175 250H177L178 252ZM195 251L197 253L196 258L198 256V254L201 253L199 255V259H197V260H196L195 255H194ZM183 252H185L184 254L186 256H184V254H182ZM127 254H128V256L126 257ZM173 254H175V253H173ZM27 255H28L27 258L30 261L26 258ZM23 257H24V259H23ZM61 257H62V261H63L62 263L67 264V261H65L66 257H64L63 255H61ZM181 258H182V260H181ZM183 258H184V260H183ZM51 259H53V260H51ZM211 260L213 262H211ZM219 260H220V262H219ZM176 261H174L173 263L175 264ZM173 263H171V264H173ZM149 264H151V263L149 262Z\"/></svg>", "mask_w": 264, "mask_h": 264}, {"label": "snow or ice", "instance_id": "3", "mask_svg": "<svg viewBox=\"0 0 264 264\" xmlns=\"http://www.w3.org/2000/svg\"><path fill=\"white\" fill-rule=\"evenodd\" d=\"M179 39H180V38H178V40H179ZM183 40H185V41H190V38H189V37H184ZM221 54L224 55V56L227 55V53L224 52L223 49H221ZM261 163L264 164V160H261Z\"/></svg>", "mask_w": 264, "mask_h": 264}]
</instances>
